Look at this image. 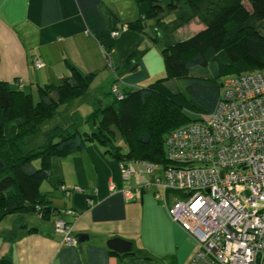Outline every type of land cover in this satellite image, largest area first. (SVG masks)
Wrapping results in <instances>:
<instances>
[{"label":"crops","instance_id":"obj_1","mask_svg":"<svg viewBox=\"0 0 264 264\" xmlns=\"http://www.w3.org/2000/svg\"><path fill=\"white\" fill-rule=\"evenodd\" d=\"M144 11V0H0V84L38 99L40 88L59 85L71 76V67L94 74L88 91L57 111L61 127L78 117L80 128L95 110L111 104L114 83L138 88L158 80L160 59L149 53L152 39L129 28ZM152 21L150 30L157 34ZM194 22L195 32L204 28L197 19L178 29ZM116 30L120 35L112 38ZM138 52V65L133 62V69H127L126 61ZM37 60L44 67L36 68ZM157 176L162 174L147 177L152 185L143 192L132 176L130 188L141 193L127 202L122 190L128 184L119 161L99 142H89L82 152L54 156L50 177L41 187L52 212L45 218L11 215L0 223V264H189L197 242L156 198L162 192L154 185ZM58 220L72 226L74 238L84 234L88 240L66 243L56 232ZM113 238L131 242L135 256L112 255L107 244Z\"/></svg>","mask_w":264,"mask_h":264},{"label":"trees","instance_id":"obj_2","mask_svg":"<svg viewBox=\"0 0 264 264\" xmlns=\"http://www.w3.org/2000/svg\"><path fill=\"white\" fill-rule=\"evenodd\" d=\"M180 1L172 0L166 9L156 0H144V17L129 24L145 34L146 22L155 20L157 34L151 39L154 44L163 43L167 77L145 87H123V99L111 92V104L84 119L91 127L89 132L79 130L78 117L67 128L50 124L61 105L88 91L94 74L85 75L71 67V76L59 85L40 88L38 99L0 84V162L4 164L0 172V223L11 215L47 217L52 211L41 187L50 177L52 158L82 152L91 141L99 142L119 162L169 166L166 139L171 131L212 113L227 77L264 69V0H187L192 14L175 29L193 17L204 28L187 40L177 41L160 16L166 10L177 11ZM140 58L139 52L132 55L125 67L132 70L133 62L138 65ZM169 79L185 81L186 90L166 91ZM48 124L45 137L36 146ZM113 128L131 142L129 149L116 147Z\"/></svg>","mask_w":264,"mask_h":264},{"label":"built area","instance_id":"obj_3","mask_svg":"<svg viewBox=\"0 0 264 264\" xmlns=\"http://www.w3.org/2000/svg\"><path fill=\"white\" fill-rule=\"evenodd\" d=\"M35 67L44 64L37 60ZM121 89L116 82L111 92L123 99ZM166 151L167 167L119 162L125 200H137L152 185L147 177L162 174L156 198L198 245L189 264H264V69L227 77L214 111L171 131ZM132 176L139 195L130 188ZM174 193L184 199L170 204ZM55 228L66 243H77L66 220Z\"/></svg>","mask_w":264,"mask_h":264},{"label":"rangeland","instance_id":"obj_4","mask_svg":"<svg viewBox=\"0 0 264 264\" xmlns=\"http://www.w3.org/2000/svg\"><path fill=\"white\" fill-rule=\"evenodd\" d=\"M172 2V0H167V2H162L161 4L166 7V5L168 3ZM246 6L248 9H251L250 6L248 5V3H246ZM190 7L189 4L187 2V0H181L180 1V8L177 11L171 12L168 11L166 13H164V15L160 16L161 21L165 22L166 24H168L171 28V30L173 31L175 38L177 41H184L187 40L188 38H190L191 36H193L198 27L197 24L194 22L191 25L188 26H184L181 29L176 30L175 27H177L179 24H182L183 22H185V20H187L190 16ZM196 21L197 18L193 17V19ZM154 21H147L146 22V32L149 35V37L151 38L152 36L154 37L156 34L154 32V30H150V24L153 23ZM261 28L264 32V22L261 23ZM154 34V35H153ZM151 49L152 51H148L150 54H154L155 56L157 55L160 59L159 62H157V66H159V71H158V76L156 79H160V78H164L167 77V72L165 69V64H164V58H163V54H162V49H163V43H159V44H154L151 43ZM156 81V80H155ZM146 86V85H144ZM141 86V87H144ZM166 91L170 92V93H174V92H178V91H185L186 90V82L182 81V80H176V79H169L168 81H166V86H165ZM37 99V97L35 98ZM67 108V107H65ZM91 113V112H90ZM62 118L59 117L58 119H54L50 125H55L58 124L59 122H61ZM97 119V118H96ZM48 124L47 127H44L43 131L41 132V134L39 135L38 139H36V146L41 144L43 138L46 135V132L50 126ZM64 125V124H63ZM183 125V124H182ZM180 125V126H182ZM80 131L81 132H89V129L91 130L90 125L88 124H82L79 126ZM113 131L115 133V138H114V143L116 145V147H119L123 150L129 149L130 148V141H128L127 139H125L122 135V133L120 132L119 129L117 128H113ZM36 166L39 167V162L35 163ZM177 199V200H183L184 196L180 193H174L171 194L170 198H169V202L170 204L173 203V199Z\"/></svg>","mask_w":264,"mask_h":264},{"label":"water","instance_id":"obj_5","mask_svg":"<svg viewBox=\"0 0 264 264\" xmlns=\"http://www.w3.org/2000/svg\"><path fill=\"white\" fill-rule=\"evenodd\" d=\"M3 169L4 164L0 162V172H2ZM75 239L79 244H82L88 240V237L84 234H78L75 236ZM107 245L111 251L116 252L119 255L132 253V243L121 238H113L108 241Z\"/></svg>","mask_w":264,"mask_h":264}]
</instances>
